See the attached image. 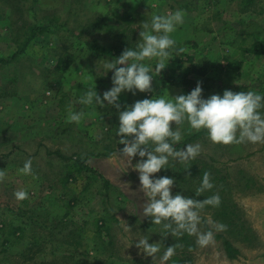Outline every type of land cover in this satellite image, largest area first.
<instances>
[{
	"label": "rangeland",
	"instance_id": "1",
	"mask_svg": "<svg viewBox=\"0 0 264 264\" xmlns=\"http://www.w3.org/2000/svg\"><path fill=\"white\" fill-rule=\"evenodd\" d=\"M177 9L184 10L185 22L172 36L184 52L194 54L193 64L203 59L204 74L190 72L186 83L185 71L192 64L185 61L184 68H179L180 57L174 52L165 69L153 78V93L133 96L125 92L122 100L132 103L152 95L187 94L198 81L216 86L229 80L234 92L259 93L264 87V55L242 47L256 40L264 43V0L252 1L245 9L242 0H0V59L11 56L34 26H47L20 56L0 65V171L5 173L0 182V264H161L160 255L168 246L174 245L175 253H181L178 237H163L162 225H152L143 216V194L136 190L138 173L127 172L126 163L109 159L123 147L115 135L116 110L77 103L95 83L101 94L111 87V72L96 74L103 59H114L101 53L103 49L135 47L142 22L150 19L152 11L168 14ZM125 13L131 14V22L124 20ZM223 26L227 28L222 31ZM60 57L70 59V64L56 68ZM228 57L244 61L240 75L220 73V64L226 65ZM210 95L203 93L205 98ZM80 110L87 114L85 118L79 124L69 123L68 112ZM183 131L181 145L176 147L202 145L197 159L215 160L227 185L219 193L235 204L236 222L244 223L253 234L249 241L227 227L215 233V243L207 248H200L190 236L195 242L192 264H264V144L213 143L206 130L186 141V135L197 132L189 131L187 124ZM77 156L86 158L96 173H90L91 177L85 172L65 184L62 179L68 164ZM29 159L33 174L23 175L18 169ZM104 178L114 188L105 190ZM21 189L28 192L22 201L14 196ZM214 189L219 187L214 184ZM187 190L176 183L173 186L174 194L186 195ZM214 210L208 206L201 215L225 224ZM97 217H106L111 226L101 233L105 244L95 237ZM19 222L24 223L25 232H17L11 243L3 245L5 224ZM73 230L81 236L74 237ZM201 230L206 231L204 225ZM217 234L238 248L236 258L227 255ZM144 236L150 237L149 243L160 242L155 260L145 257L133 243Z\"/></svg>",
	"mask_w": 264,
	"mask_h": 264
},
{
	"label": "clouds",
	"instance_id": "2",
	"mask_svg": "<svg viewBox=\"0 0 264 264\" xmlns=\"http://www.w3.org/2000/svg\"><path fill=\"white\" fill-rule=\"evenodd\" d=\"M184 17L183 9L168 14L152 11L150 19L142 22L135 47L126 48L114 59H103L96 68L98 76L112 73L111 87L101 94L95 83L78 97L77 103L116 110L118 127L115 135L123 147L118 148V155L110 154L109 159L126 163L127 172L131 169L138 173L136 190L143 194V216L150 218L152 225H162L160 233L163 237L187 234L196 238V245L200 248H207L215 243V233L227 228L225 224L201 215L208 206H220L219 194L202 200L195 198L214 188L210 174L203 173L194 190L195 197L183 192L174 194V177L157 174L162 170H175L176 162L189 169V162L202 153L200 143H188L182 149L176 147L182 142L185 124L189 131L206 130L213 143L264 144V94L225 89L222 95L217 93L205 98L202 82L198 81L187 94L152 95L132 103L123 101L122 93L125 92L133 96L138 92L153 93V78L165 69L174 52L177 55L185 51L183 47H177L172 36L184 24ZM86 115L83 110L69 111L67 121L79 124ZM18 171L32 175L31 159L25 161ZM4 179L5 173L0 171V182ZM14 196L22 201L28 198V192L17 190ZM204 224L209 226L206 231L201 230ZM149 240V236L138 237L133 243L145 257L155 260L161 245L160 242L149 243ZM174 254L175 246H168L160 255L161 264H166Z\"/></svg>",
	"mask_w": 264,
	"mask_h": 264
},
{
	"label": "trees",
	"instance_id": "3",
	"mask_svg": "<svg viewBox=\"0 0 264 264\" xmlns=\"http://www.w3.org/2000/svg\"><path fill=\"white\" fill-rule=\"evenodd\" d=\"M254 2L255 0H242V4H243V8L245 9L249 4H251V2ZM190 3V2H188ZM131 14L130 13H125V16L123 17L124 20H127L128 22L132 21L130 19ZM227 26H223L220 30H226ZM47 30V26H34V28L31 29V34L28 36V38L26 40H24L23 42L19 43V47L18 49L9 57L7 58H2L0 59V65L2 63H8L11 62L15 57H18L21 55L22 52H24L26 50V48L28 47L29 43L39 34L44 33ZM177 47H180V43L177 41ZM129 48V47H128ZM242 49L245 52H251V53H255V54H260V55H264V43L259 42V40L254 41L250 46H246V47H242ZM125 50V48L122 47H112L110 49H103V51L101 53L107 54L113 58L118 57L123 51ZM180 57V61H179V68H184L183 66V62L185 61H189L192 66H189L187 68L186 72V77L184 78V81L186 83L190 82V80L187 79V74L190 72H194L197 74H204L205 72V65L203 63V59L201 58L197 64H193L194 63V54L188 53V52H183L178 54ZM186 56L187 60H183V58ZM243 60L240 59H236V58H231L228 57L227 58V62L226 65L221 66L220 69V73L224 72L225 75H229L230 72H236L237 75H240L241 73V68L243 66ZM70 64V59L66 58V57H60L58 58L57 61V65L56 68H61L62 66L67 67ZM202 82V87H203V93L206 91L211 92L212 94H223V91L225 89H230L229 86V80L224 81L221 80L219 83H217L216 86L208 84V82L206 81H201ZM263 93L264 92V87H260L259 93ZM139 93V92H138ZM139 94H143V93H139ZM145 96V95H144ZM202 135V132H197L195 134H188L186 135V141L187 140H194L196 139L198 136ZM180 144H178V146H180ZM177 146V148H178ZM56 154L61 158V159H66L65 156L63 154H61L60 152H56ZM213 159V158H212ZM213 161L215 162V160L213 159ZM213 161H206V160H201V159H195L193 161L189 162V169H185L184 165L181 164H176L174 165L175 170L173 169H168L166 172L165 171H161L159 175H167V176H171L174 177L175 179V183L179 186V187H183L186 186L188 188L186 195L187 196H193L195 197V193L194 190L196 187L199 186L201 178L203 176L204 172H208L211 176V179L213 181V183L219 187L218 191H215V189L213 188L212 190L205 192L203 195H201L198 198H206L207 196H211L213 194H219L220 198H221V204L219 207H213L215 208L214 212L216 215L219 216L220 219H222L225 223V225H227V227L229 228H234L238 234H241L244 236V238L248 239L249 241L253 238V234H251L248 230H246V226L244 223L238 224L236 222V218L238 219V214L236 212V208H235V204L229 203L227 202V200H225V198L222 197V194H220L219 192L221 191H225L227 189V185H226V177L223 176L221 174V171L219 168H217L215 166V163ZM216 167V168H215ZM88 173L91 177H93V174L90 173H96V170L91 167L87 162H86V158L77 156V158H75V160H73L70 164H68L67 167V171L64 174V178L63 183L68 184L69 182L72 181H76L79 177H82L84 175V173ZM216 172V173H215ZM190 173V175H189ZM103 187H105V190H110L111 188H114L113 184L111 183V181L107 178H104V182L102 184ZM79 197V196H78ZM78 197H74V198H78ZM197 198V197H196ZM71 201V200H70ZM67 202L65 205L67 208H69L71 206V203ZM206 218V216H203ZM23 222H19V224L17 225H13V224H5L4 229H6V233L4 235L2 244H6V243H11L12 239H13V235H15L17 232L19 233H23L25 232V226L23 225ZM94 227L96 229V238L99 241H102L103 244H105V236H102V231L106 230L107 232L110 230L111 226L108 223V219L106 217H97L95 219L94 222ZM204 227L206 230H208L209 226L207 224H204ZM72 233V235L74 237L77 236H81L80 233L76 232L75 230L71 231L70 234ZM76 235H75V234ZM108 234V233H107ZM106 234V235H107ZM72 236V237H73ZM17 237H21V236H17ZM217 239L222 240V243L225 246V250L227 252V255L230 258H236L239 254V250L238 248L234 247V245L232 244V241L225 237L223 234H217L216 235ZM18 239V238H16ZM179 239V243H178V249H179V254H174V256L169 260L171 264H192L191 261V255L190 252L195 249V242L193 241L192 238H190V236H188L187 234H184L183 236L178 237ZM78 242L81 244V239L79 238ZM183 251H182V250ZM88 254V253H87Z\"/></svg>",
	"mask_w": 264,
	"mask_h": 264
}]
</instances>
